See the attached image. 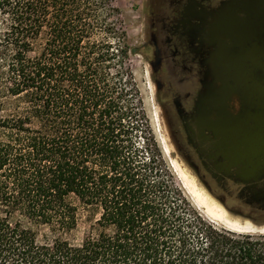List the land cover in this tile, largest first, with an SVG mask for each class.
I'll use <instances>...</instances> for the list:
<instances>
[{
    "label": "trees",
    "instance_id": "obj_1",
    "mask_svg": "<svg viewBox=\"0 0 264 264\" xmlns=\"http://www.w3.org/2000/svg\"><path fill=\"white\" fill-rule=\"evenodd\" d=\"M112 1L0 0V264H264V232L205 216L144 136Z\"/></svg>",
    "mask_w": 264,
    "mask_h": 264
},
{
    "label": "flooded vegetation",
    "instance_id": "obj_2",
    "mask_svg": "<svg viewBox=\"0 0 264 264\" xmlns=\"http://www.w3.org/2000/svg\"><path fill=\"white\" fill-rule=\"evenodd\" d=\"M241 9V0H145L142 51L187 163L211 192L222 193V201L235 193L248 207L264 210V171L243 174L226 157L234 142L249 137L243 134L245 122L264 167V148L259 151L258 145L264 143V112L252 111L248 120L240 96L227 92L217 65L219 50L230 44L221 31L229 20L244 18ZM254 10L261 14L255 25L264 28V1L257 0Z\"/></svg>",
    "mask_w": 264,
    "mask_h": 264
},
{
    "label": "rangeland",
    "instance_id": "obj_3",
    "mask_svg": "<svg viewBox=\"0 0 264 264\" xmlns=\"http://www.w3.org/2000/svg\"><path fill=\"white\" fill-rule=\"evenodd\" d=\"M144 2L145 0H113L112 4L118 10V25L124 31L125 41L128 45L127 65L133 74L141 100L144 136H147L150 141L156 144L165 164L172 172L175 184L180 186L187 197L193 202L189 183L186 181V176H188L187 169L191 170L193 168L182 156L180 148L175 141L169 123L157 99L156 86L150 77V65L147 63L142 51V7ZM211 194L217 198L222 195L218 190L211 192ZM223 203L229 210L249 217L253 222L255 231L264 232L260 231V229H264V210L248 207L237 199L235 193L231 197H225ZM195 207L200 209L205 216L216 224L235 230L221 223L202 206L196 204ZM95 217L96 215L89 207H80L76 227L70 232L62 233L61 236L66 238L71 245L79 244ZM25 225L36 231L37 239L40 241L58 235V232H53L46 225H32L27 222H25Z\"/></svg>",
    "mask_w": 264,
    "mask_h": 264
},
{
    "label": "water",
    "instance_id": "obj_4",
    "mask_svg": "<svg viewBox=\"0 0 264 264\" xmlns=\"http://www.w3.org/2000/svg\"><path fill=\"white\" fill-rule=\"evenodd\" d=\"M256 1L241 0V10L245 16L243 19L229 20L224 25L221 32L230 40V44L223 46L217 55V65L225 78L227 92L240 96L248 120L253 119L252 111L264 112V28L255 25V19L261 15L254 10ZM242 130L243 134L249 137L234 142L235 147L226 154V157L231 160V164L240 166L243 174L264 171L259 162L260 158L255 154L254 141L252 142L251 138L252 128L244 122ZM241 144L244 146L243 150L239 148ZM258 145L261 151L264 143L259 142ZM209 192L211 193L210 190ZM221 202L227 211L247 217L229 210L222 200ZM250 221L252 222L251 219Z\"/></svg>",
    "mask_w": 264,
    "mask_h": 264
},
{
    "label": "bare ground",
    "instance_id": "obj_5",
    "mask_svg": "<svg viewBox=\"0 0 264 264\" xmlns=\"http://www.w3.org/2000/svg\"><path fill=\"white\" fill-rule=\"evenodd\" d=\"M182 173V172H181ZM188 176H186L189 189L193 198V203L202 206L209 214L214 216L224 225L239 231H255L254 226L249 218L242 217L238 213L227 211L221 200L214 197L204 184V182L197 176L194 169H187ZM264 231V229H260Z\"/></svg>",
    "mask_w": 264,
    "mask_h": 264
}]
</instances>
